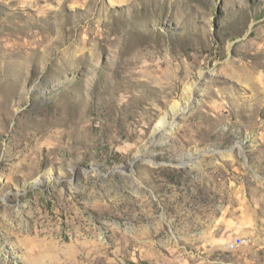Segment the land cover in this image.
Returning <instances> with one entry per match:
<instances>
[{
  "label": "rangeland",
  "instance_id": "1",
  "mask_svg": "<svg viewBox=\"0 0 264 264\" xmlns=\"http://www.w3.org/2000/svg\"><path fill=\"white\" fill-rule=\"evenodd\" d=\"M0 264H264V0H0Z\"/></svg>",
  "mask_w": 264,
  "mask_h": 264
},
{
  "label": "built area",
  "instance_id": "2",
  "mask_svg": "<svg viewBox=\"0 0 264 264\" xmlns=\"http://www.w3.org/2000/svg\"><path fill=\"white\" fill-rule=\"evenodd\" d=\"M244 243L246 242L243 238H236L234 240L227 242V249L231 250V247H234L236 245H244Z\"/></svg>",
  "mask_w": 264,
  "mask_h": 264
}]
</instances>
